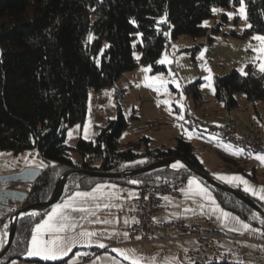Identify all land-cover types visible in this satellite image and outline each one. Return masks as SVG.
Segmentation results:
<instances>
[{
    "label": "trees",
    "instance_id": "16d2710c",
    "mask_svg": "<svg viewBox=\"0 0 264 264\" xmlns=\"http://www.w3.org/2000/svg\"><path fill=\"white\" fill-rule=\"evenodd\" d=\"M245 5L251 27L243 34L231 31L229 35H264V0H245ZM238 7L239 0H0V150L23 151L45 162L24 204L47 201L56 183L73 169L130 172L163 158H175L214 178L198 158L195 146L182 137L173 146L153 147L149 139L141 137L120 148L127 120L119 100L116 117L100 127L94 140L78 138L75 146H69L67 132L86 119L91 90L114 87L138 66L150 67V73L166 71L158 61L170 40L187 35L194 41L205 38L210 42L212 35L221 32L218 26L209 29L202 25L214 17L212 9ZM161 17L166 22L160 23ZM89 34L93 36L91 41ZM198 49L194 45L192 50ZM134 51L139 53V59ZM213 85L216 101L225 108L238 106V92L252 103L264 102V74L248 70L241 75L233 69L214 76ZM193 87L198 98V87ZM72 152L79 155L77 161L72 159ZM120 163L121 169L117 168ZM230 168L242 170L236 165ZM191 175L184 167L158 168L120 179L73 173L67 177L61 198L104 182L138 191L149 185H183ZM132 180L139 183L132 184ZM208 186L223 210L259 229L264 237L263 216L232 194ZM236 190L244 193L240 188ZM252 199L264 211V201ZM47 210L31 212L17 221L12 244L0 264L26 260L32 228ZM4 223L0 220V234ZM66 260L34 261L58 264ZM231 263L211 260L204 264Z\"/></svg>",
    "mask_w": 264,
    "mask_h": 264
},
{
    "label": "rangeland",
    "instance_id": "374dc122",
    "mask_svg": "<svg viewBox=\"0 0 264 264\" xmlns=\"http://www.w3.org/2000/svg\"><path fill=\"white\" fill-rule=\"evenodd\" d=\"M217 9H220L221 11L215 14L213 13V18L205 20L207 21V26H204L205 21L202 25L204 27H208L209 29L218 26L221 28L220 33L212 35V40L210 42L206 41L205 38H198L194 41L187 35H181L176 40H170L168 48L160 57V60L164 56L168 57L169 63L163 64L166 67V71L158 73H150L149 71L147 73L149 76L161 75L169 81L164 86L167 89V94H165L163 88L158 93L153 88L147 87L144 82L145 73L142 72V68L144 67L138 66L134 71L123 75L116 82L114 87L104 88L101 90V96H99V94L94 90L89 92L86 119L81 123V125L75 124V132L70 131L71 129L67 132L66 143L69 146H75L80 126L82 128L83 139L87 141L94 140L100 131V127H103L108 119L116 117V102L119 100L127 120V126L121 135L120 148H125L127 145L141 137L149 139L150 144L153 147L173 146L177 142V138L182 137L184 140L191 142L195 146L198 158L201 160L205 168L212 174L215 180L219 183H224L232 189L240 188L241 191L246 193L251 198L260 200L258 196L252 195L250 192H245L243 184L237 182L229 183L220 180L218 177L221 175H239L247 180L249 185L253 188H264L263 170L259 168L256 172H253L251 168V162L256 160L255 157L257 155L264 154L249 153V155L253 156V158L244 159L245 163L242 164V167H240L242 170L236 171L226 166L227 164L225 159L229 157V150L234 152V149L237 147L220 140L217 136L208 133L205 129L197 130L192 126H189L190 119L187 117V113H191L192 116L198 120H201L204 116L203 112L199 110L197 105V98L192 90V88H194L193 86L198 87V93L202 100H204L201 102V105L204 107L208 108L209 103L212 104L213 100L216 101L215 91L213 92L212 89L206 87L209 81L206 80L205 77L209 75L211 76V84L214 89V76L224 75L233 69L237 70L240 74V69H243L246 74L248 73V70L252 71V73L256 75L264 74L258 70L256 62L252 59L256 54L252 51V48L249 47V45L253 48L257 47L258 42L252 40L251 38L254 35L262 34L253 33L242 38L232 37L229 35L231 31L243 34V32L247 29V20L245 21L239 18V15L236 14V9L238 8ZM228 12L234 13L233 19L228 18L226 15ZM224 16L225 18H223ZM236 18L237 20L235 22ZM194 45L199 46V49L195 52L192 50ZM201 53H203V57L198 58ZM134 56H139V53L134 51ZM205 69L210 70V72ZM173 80L180 85L179 88L176 87V84L171 82ZM190 85H192V87H189ZM115 91H119L121 93L120 99L115 98ZM235 97L238 100V106L240 109L243 112H247V115L251 114V118L254 117L257 120L254 107H256L258 113L261 114V117L264 116V102L252 103L246 99L242 92L236 93ZM165 99L170 101L169 105L162 103L159 106L157 105V101ZM96 106H98L101 110L97 112ZM224 109V104L218 102L217 110L222 112ZM206 115L208 118L215 120V116L212 112H210V110L207 111ZM181 116H183V119H180ZM86 124L89 126L87 138H85L84 135V126ZM69 133H71V136H69ZM187 133L192 134L191 138H189ZM142 150L143 148L141 147L139 152H142ZM16 152L23 151L0 150V154H3L0 155V170H6L11 165L10 163H13ZM71 157L74 161L79 159V155L74 152L71 153ZM26 158L33 163L40 162L45 166V162L37 158L35 155L27 154ZM260 165L261 164L259 163V166ZM191 177H194L202 187H206L212 197V200L216 201L208 184L202 182L195 175H191L187 178L184 185L185 189L190 192L188 202L199 207V210L196 207L197 214L199 212L209 214L212 201L189 191L188 180ZM216 203L217 202H215V204ZM217 204L216 206H219V204ZM4 226L5 225H3L1 232L3 237L8 235V226L6 229ZM239 234L240 236L243 234L242 230L234 231L233 234L228 235L239 236ZM242 237H240V239H242ZM243 238L247 243H245L244 246H239V248L233 249V254H235V256L231 264H237L238 261H242V252L245 250H249L250 254L253 252L257 253L255 248L251 247L254 244H248V241L255 240L248 237ZM262 238L264 239V237ZM101 240H106V237H102ZM186 242L190 243V248H194V241L186 240ZM69 253L70 252L67 253L66 257ZM251 257L254 264H262L255 254ZM24 258L28 261L13 259L9 262V264H42L40 262L30 260L32 257H28L27 255ZM38 260L41 259L38 258ZM41 261L45 262L44 260ZM187 261V264H195L190 258ZM208 261L209 260H205V262Z\"/></svg>",
    "mask_w": 264,
    "mask_h": 264
},
{
    "label": "crops",
    "instance_id": "0c3cea01",
    "mask_svg": "<svg viewBox=\"0 0 264 264\" xmlns=\"http://www.w3.org/2000/svg\"><path fill=\"white\" fill-rule=\"evenodd\" d=\"M101 95L102 93L100 91L99 96ZM203 101L204 100H202L201 96L197 98V105L199 107V110L202 111L204 115L201 120H211L213 122L215 121V123H223L230 119L234 123L238 124V133L245 132L247 124L254 123L259 128H261L262 135L264 134V116H260L261 114L258 113L256 107H254V110L257 120L254 117L251 118V114L247 115V112H243L239 106L235 108H225L224 111L219 112V110H217V101L213 100L212 104L209 103L210 107L208 106V108L201 105V102ZM209 110L214 114L215 120L207 117L206 113ZM70 129V131L75 132V125ZM78 138H83L81 126L78 131L77 139ZM239 149L240 148H235L234 152L229 150V157L225 159L227 164L226 166L228 168H230L232 165H236V167H242V164L245 163L244 159L253 158V156L249 155L250 152L243 149L242 151L241 149ZM26 156L27 153L25 152H16L13 163H10L11 165L6 170H0V175L17 171L27 166L41 169L44 167V165L40 162H31L26 158ZM253 162H251V168L253 172H256V170L259 168H261L264 172V163H261L257 159ZM259 163L261 164L260 166ZM99 184L105 186L102 189L103 195L97 193L98 199L96 200L87 198L83 201H78V206L91 208L94 214L89 212H73L71 210L68 211V215H70L74 219L77 227L74 230L66 232L62 235H65L70 239H75L78 242L73 244L72 249L71 251H69L70 253L67 257L63 256L58 260L67 258L66 262L68 264H71L73 260L75 261V264H130L129 261L124 260L122 256L113 251V249H125L134 250L135 254L143 257L145 261L154 259L155 264H169V262H172V264H187V260L189 259V257L187 256V252L192 247L190 248V243L186 242V240H178L173 242L171 246H164L159 243H143L137 238V235L131 234L129 232V228L132 225L133 221V218L129 212V203L140 196L138 190L126 188L112 182H104ZM25 185L27 184H16L15 187L24 189ZM96 185L88 190H83L81 192H91L92 189L96 187ZM111 185H114L115 187H109ZM184 185L185 183L179 188V194L177 197H172L169 195L162 196L165 207L162 212L156 214V220L168 221L179 217H188L193 221L201 224L202 226H215L225 234L234 233V231L229 230L230 228L234 227L239 229L240 226L234 220L229 219L226 223L223 222V218L220 216L219 212L214 211L217 203L213 204L211 202L209 214L199 212L198 215L196 213V207L198 208V210L199 207L188 202L190 192L185 189ZM67 197L68 196L60 198L55 204L63 203V201L67 199ZM165 197H167V199H164ZM96 204H99L100 207L96 208ZM105 204L109 205V207H103V205ZM52 207L53 206L48 208L44 217L48 212L51 211ZM218 207L222 209L220 206ZM231 215L237 217L232 213ZM126 220L129 221V223L126 224ZM103 221H107V223H104ZM5 223L7 224L8 221ZM252 229L256 228L252 227ZM240 230H242L243 232L241 236L239 234L240 237H248L256 241H248V244L253 243L255 245L248 246L254 247L257 253L253 252L252 254H250L249 250H245L244 252H242L241 259L244 264H254L251 257L253 254H255L258 257V260H260V262L264 264V239L261 237L259 231L254 232L243 229ZM81 231L96 233L95 236L91 237V244L86 245L84 243L83 238L79 236V233ZM124 233H128L127 237H125ZM102 237H106V240H101ZM243 237L242 240L238 242L236 248H239V246H244L245 243H247ZM99 243H103L105 247L100 248L98 246ZM220 245L224 251H227L232 256L233 261L235 254H233V248L231 247L230 242L223 241ZM94 251L97 252L93 253ZM77 253H81V255L77 256ZM30 260H38V257H32ZM194 263L197 264L196 262Z\"/></svg>",
    "mask_w": 264,
    "mask_h": 264
},
{
    "label": "snow or ice",
    "instance_id": "6c2138e0",
    "mask_svg": "<svg viewBox=\"0 0 264 264\" xmlns=\"http://www.w3.org/2000/svg\"><path fill=\"white\" fill-rule=\"evenodd\" d=\"M213 13L220 12V9L213 8ZM236 14L239 15V18L242 20H247V11H246V5L245 0H239V7L236 9ZM229 19L234 18V13L228 12L226 13ZM160 23L166 22L165 17L160 18ZM134 23V21H133ZM204 26H207V21L204 22ZM247 28H250V24H246ZM243 30V29H242ZM140 34H137L139 36ZM93 39V36L89 34L88 40L91 41ZM252 40H255L258 42L257 47H252L249 45L250 48H252V51L256 54L252 59L254 62H256V66L258 70L261 73H264V35H254ZM108 47V45H105V48ZM103 51V49L101 50ZM203 53H201L200 57L202 58ZM139 59V56L136 57ZM160 64H166L169 63L168 57L164 56L161 60L158 61ZM206 71H209L208 69H205ZM150 71V67H144L142 68V72L145 73L144 75V82L147 87H151L154 90H156L158 93L163 88L165 91V94H167V89L164 87L169 81H167L163 76L156 75V76H149L147 73ZM241 72V75H246V73L243 71V69L239 70ZM206 80L209 81V83L206 85V87H209L214 92L215 90L212 88L211 84V76L205 77ZM172 83L176 84V87L179 88L180 85L175 81H171ZM169 105L170 101L165 99L161 101H157V105L160 104ZM182 107V106H181ZM180 119H183V116L180 117ZM88 125L86 124L84 126V135L85 138L88 137ZM189 138H191V133H187ZM69 136H71V133H69ZM3 155V154H0ZM257 160H259L261 163H264V155H257L255 157ZM143 161H139L137 163H142ZM185 167L180 161H177L176 163L172 164V168H183ZM220 180L232 183L237 182L244 185V191L250 192L252 195L258 196V198L262 201H264V188L255 189L252 186L249 185V182L245 180L242 176L239 175H232V176H219ZM132 184H137L139 181L132 180L130 181ZM189 185V191L194 192L195 194H198L202 196L203 198L208 199L209 201H212L213 204H215V201L212 200L211 195L208 192V189L206 187H202L194 177L189 178L188 180ZM104 185H96L95 188L92 189L91 192H81L76 191L69 195L67 199L63 201V203L55 204L53 205L50 212L47 213V215L41 219V221L32 228L31 231V240L28 243L26 255L28 257H38L41 260L44 261H56L58 259H61L63 256H66L69 251H71L72 246L74 243H77L75 239H70L66 237L65 235H62L66 232H69L71 230H74L77 227L76 222L74 219L68 215V211L71 210L73 212H89L92 213L91 208H86L83 206H78V201H83L87 198H91L92 200L98 199L97 193H100V195H103L102 189L104 188ZM109 187H115L114 185H111ZM164 199H167L165 197ZM96 208H99L100 205L96 204ZM103 207H109V205L105 204ZM214 211L219 212L220 216L223 218V222H227L229 219L234 220L240 227L237 228H230V231H239L240 229L243 230H249L258 232L259 229H252L251 226L248 223H245L244 221L240 220L238 217H234L229 212H225L222 209H220L218 206L214 208ZM32 215H35L33 213ZM253 218H256L255 215ZM96 222V221H93ZM104 223H107V221H103ZM133 223L136 221L133 220ZM125 223H129V221H125ZM261 223H264V221H261ZM7 227V226H5ZM6 235V233H5ZM95 232H89V231H81L79 233V236L83 238L84 243L91 244V237L95 236ZM125 237H127L128 233H124ZM139 239V237H137ZM2 243V241H0ZM98 246L100 248H104L105 245L103 243H99ZM113 251L117 252L120 256L123 257L124 260L129 261L130 264H155V260H147L141 256H138L135 254L134 250H125V249H113ZM81 255V253H77V256ZM86 255V254H85ZM71 264H75V261L73 260ZM169 264H172V262H169ZM237 264H243V261H238Z\"/></svg>",
    "mask_w": 264,
    "mask_h": 264
},
{
    "label": "built area",
    "instance_id": "2783aa9c",
    "mask_svg": "<svg viewBox=\"0 0 264 264\" xmlns=\"http://www.w3.org/2000/svg\"><path fill=\"white\" fill-rule=\"evenodd\" d=\"M114 96L116 99H120L121 93L115 91ZM100 110L97 106L96 111ZM187 117L190 119V125L197 130L205 129L220 140L250 153L264 154V134L262 135L261 128L254 123L247 124L246 131L238 133V124L230 119L223 123H215L210 120H198L191 113H187ZM121 167L122 163L118 164L117 168L121 169ZM171 167L172 165H170ZM180 187L181 184L169 187L149 185L138 191L140 196L129 203L130 215L136 221L132 222L129 232L137 235L143 243H159L164 246H171L178 240H192L196 246L188 250L187 256L197 264H204L205 260L231 262L232 256L224 251L220 244L223 241H229L234 249L242 240L238 236L225 234L215 226H202L188 217H179L168 221L155 220L154 216L162 212L165 207L162 196L177 197ZM24 189L29 191L30 188L25 186ZM7 221L8 217L4 222ZM9 223L8 221L4 225L9 226ZM6 240L7 236L3 237L0 234V241H2L0 251ZM58 264L68 263L59 262Z\"/></svg>",
    "mask_w": 264,
    "mask_h": 264
},
{
    "label": "water",
    "instance_id": "95a60500",
    "mask_svg": "<svg viewBox=\"0 0 264 264\" xmlns=\"http://www.w3.org/2000/svg\"><path fill=\"white\" fill-rule=\"evenodd\" d=\"M177 161L180 160H176L175 158H163L156 162L150 163L144 167L132 170L130 172L127 171L96 172V171L73 169L71 171L66 172L62 176V178L56 183L53 193L47 201L41 203L28 204V205H25L24 203L28 197L29 191L23 188H17L15 187V185L27 184L25 186H28V188H30L31 185L35 183L39 178L42 169L27 166L17 171L1 174L0 175V220L4 221L8 217V221L10 223L8 226L7 240L0 251V258L6 254V252L8 251V249L12 244L17 221L24 215L30 214L31 212H35L38 210L48 209L51 206H53L55 203H57L63 194L67 177L70 176L71 174L81 172L86 175H90L97 178L120 179L125 177L136 176L158 168L170 167V165L176 163ZM180 162L185 166L184 169L189 173L203 179L210 186H213L218 189H222L232 194L233 196L244 202L251 209H253L255 212H257L258 214L264 217V211L249 196L245 195L244 193L236 189H232L222 183H219L211 176L194 169L192 166H190L184 161H180Z\"/></svg>",
    "mask_w": 264,
    "mask_h": 264
}]
</instances>
